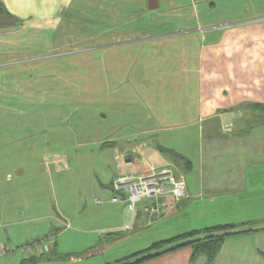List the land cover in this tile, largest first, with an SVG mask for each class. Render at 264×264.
Here are the masks:
<instances>
[{"label": "crops", "instance_id": "0c3cea01", "mask_svg": "<svg viewBox=\"0 0 264 264\" xmlns=\"http://www.w3.org/2000/svg\"><path fill=\"white\" fill-rule=\"evenodd\" d=\"M207 1L0 0V65L73 49L83 44L74 34L84 33L93 48L87 61L103 58L106 86L102 119L82 116L78 133L34 121L30 88L0 101V124L8 119L0 127V264H16L27 250L21 264H87L92 256V264H124L156 243L226 225L251 231L227 237L214 264H264V71L250 57L224 54L219 39L208 46L204 31L232 28L220 20L234 17L237 0L225 10ZM98 31L99 58L90 54ZM38 127L44 137L34 139ZM50 141L79 142L71 163L37 159ZM100 151L109 152L102 166L85 169ZM164 166L185 179V199L144 200L135 211L112 202L118 177ZM192 256L182 246L138 264L207 263Z\"/></svg>", "mask_w": 264, "mask_h": 264}, {"label": "rangeland", "instance_id": "374dc122", "mask_svg": "<svg viewBox=\"0 0 264 264\" xmlns=\"http://www.w3.org/2000/svg\"><path fill=\"white\" fill-rule=\"evenodd\" d=\"M213 1H217L220 10H225L228 3L231 2V0ZM234 9V17L223 15V19L220 20L223 23L231 24L232 28L228 27L229 30L225 28L222 31H204L203 34L208 36V46L219 39L221 41L220 50L225 49L224 54L233 53L241 57H250L254 61V65L258 67V71H264V0H237ZM146 14L150 13L146 12ZM152 18L151 15L150 17L148 15L146 24L152 23ZM218 19L215 23H220ZM163 34H158V36ZM86 35L84 33L74 34V43L75 40H80L84 44L87 42L88 35ZM83 44L75 45L72 47L73 49L64 48V51L56 49L48 54L21 56L16 60L1 63L0 70H4L5 73L0 72V89L2 90H0V101H7L3 97L10 96L12 90L20 92L24 87L30 88L27 97L28 101L33 104V119L34 121L39 119L42 124H47V129H56L58 125L63 124L65 128L78 133L80 129L78 119L82 116H87L89 119H102L106 104L103 58L97 60V65L89 63L87 61L90 59L88 49L93 48ZM96 44V51H92L90 54H96L99 58L104 55V37L99 31ZM26 89H24L25 92ZM17 96L22 95L18 94ZM7 120V117L4 118V121L1 120V131L7 129L8 126L5 125ZM100 128H103V120L100 122V127L97 128V134L103 133ZM104 130L106 132V127ZM41 132L40 127L34 128V139L44 137ZM77 136L81 140V134ZM94 140L93 138L92 141ZM78 145L77 141L74 145L66 148L62 146V143L50 141L48 150L36 149L37 159L40 158L39 161L45 163L47 159L56 162L55 159L64 158L65 161L71 163L70 158L76 152ZM108 153V151H100L97 153L96 159H93V155H91V159L85 161L84 168L88 169L90 163L93 162L101 167L105 158H108ZM60 164L61 168L65 167V162L61 161ZM70 172L67 171L66 174ZM29 253L28 250L25 251L16 264H21L23 257L29 256ZM96 257L98 256L89 258L87 264H92Z\"/></svg>", "mask_w": 264, "mask_h": 264}, {"label": "built area", "instance_id": "2783aa9c", "mask_svg": "<svg viewBox=\"0 0 264 264\" xmlns=\"http://www.w3.org/2000/svg\"><path fill=\"white\" fill-rule=\"evenodd\" d=\"M113 190L112 202H126L132 211L144 200L171 196L179 202L187 196L186 181L172 166L120 176L114 181Z\"/></svg>", "mask_w": 264, "mask_h": 264}, {"label": "trees", "instance_id": "16d2710c", "mask_svg": "<svg viewBox=\"0 0 264 264\" xmlns=\"http://www.w3.org/2000/svg\"><path fill=\"white\" fill-rule=\"evenodd\" d=\"M250 231L236 230L235 226L229 225L194 231L175 239L156 243L147 250L136 253L120 262L126 261L124 264H138L143 260L153 258L179 247L191 246L193 248L192 261H195L199 256H205L207 258L206 264H214L220 248L227 237Z\"/></svg>", "mask_w": 264, "mask_h": 264}]
</instances>
